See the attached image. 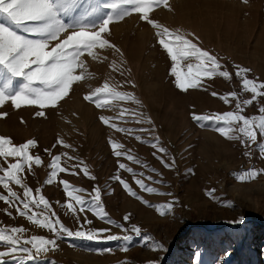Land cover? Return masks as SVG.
Here are the masks:
<instances>
[{
	"label": "rangeland",
	"instance_id": "374dc122",
	"mask_svg": "<svg viewBox=\"0 0 264 264\" xmlns=\"http://www.w3.org/2000/svg\"><path fill=\"white\" fill-rule=\"evenodd\" d=\"M100 2L77 0L64 19L72 20ZM166 5H154L150 19L185 34L216 56L221 70L226 67L232 74L231 79L202 77V87L179 89L170 73L174 63L158 43L159 30L143 21L140 13L131 12L110 22L109 32L103 34L114 48L96 49L97 58L87 52L81 55L87 74L73 83L56 106L41 109L22 102L16 108L11 100L0 105V113H6L0 115V136L10 137L14 145L37 142L29 151L33 156L39 154L42 163L33 164L31 170L26 167L22 177L34 197L43 194L50 202L55 213L52 219L58 217L73 231L108 229L91 241L65 235L37 264H147L151 260L158 264H264V172L259 171L264 170V154L257 146L264 138L258 133L256 144H246L225 137L211 122L193 119L194 114L214 116L235 111L237 99L229 97L231 103H226V93L236 91L241 101L251 99L252 93L243 91L234 66L249 68V79L264 82V0H166ZM56 42H51L49 50ZM189 62L197 63L180 62L186 79L198 71L187 69ZM9 75L0 66V86ZM105 82L135 99L112 100L115 106L110 108H98L85 99ZM21 83L22 78L14 79L12 88L18 89ZM257 100L242 105V114L260 115L264 96ZM39 111L45 115L38 116ZM102 116L110 118L108 124ZM125 128L131 131L120 130ZM114 142L123 145L125 155H114ZM160 147L168 152H160ZM45 149H50L51 155ZM65 153L60 163L68 171L58 173L49 185L52 157ZM173 158L174 165L166 167L165 163L173 164ZM14 162V157L7 161L0 158L4 167ZM120 164L126 168H119ZM85 167L95 179L85 175ZM252 168L258 171L254 178L238 179L240 173ZM117 174L137 196L114 179ZM138 179L159 192L143 190L136 183ZM65 180L72 186L69 191L73 197L79 195L88 201L98 186L103 212L97 215L100 209L93 210L91 203L80 211L81 206L66 195ZM10 187L23 199L20 185L11 182ZM0 193L8 195L3 185ZM69 200L76 208L75 215L66 206ZM169 203L173 204L171 210L161 207ZM43 211L42 206L32 207L29 215L36 213L34 219H42L39 213ZM104 213L111 222L101 218ZM241 217L243 221L238 222ZM133 225L140 228L141 235L135 234ZM0 227H22L26 229L23 238H56L3 200ZM109 235L131 239L108 240ZM3 250L5 246L0 245ZM6 260L7 264H19V260Z\"/></svg>",
	"mask_w": 264,
	"mask_h": 264
},
{
	"label": "snow or ice",
	"instance_id": "6c2138e0",
	"mask_svg": "<svg viewBox=\"0 0 264 264\" xmlns=\"http://www.w3.org/2000/svg\"><path fill=\"white\" fill-rule=\"evenodd\" d=\"M76 2L77 0H0V66H3L10 74L4 85L0 86V105L11 100L16 108L21 107L22 102L27 105L39 106L41 109L47 106H56L69 93L73 83L84 79L87 74L81 55L87 52L93 58H97L96 49L114 48L115 46L110 44L103 34L109 32L110 22L114 19H123L131 12L140 13L143 21L159 30L157 32L158 43L166 50L174 63L170 73L175 77V84L179 89L202 87V77L232 78V74L226 67L221 70L223 66L216 56L193 43V40L188 39L185 34L171 31L158 21L150 19L149 13L153 6L161 3L166 5V0H108V2L102 0L91 10L66 21L64 16L74 8ZM106 8L110 11L105 12ZM92 16H98L99 19L90 20L89 17ZM52 41L57 42L49 50ZM182 60L197 61L195 65L191 62L186 64L187 69L191 70L195 67L198 70L193 78L186 79L185 73L181 71L180 62ZM234 67L237 69L235 75L242 81L243 91L252 93L251 99L241 101L236 91L226 93L223 96L226 103H231L229 97L237 99L235 111L218 113L214 116L194 114L193 119L198 123L211 122V124L217 125L216 130L229 139H241L246 144L248 142L256 144L258 133L261 138H264V106L259 108L260 115L245 116L242 114V105H251L253 101L259 102L257 98L264 96V91H261L264 89V82L258 83L256 80L249 79L247 76L251 71L249 68L239 65ZM78 69L80 70L79 74H77ZM16 78H22V83L18 89H13V80ZM212 95L215 96L217 93L213 92ZM85 99L95 103L98 108H110L115 106L112 104V100L135 99V97L129 93L117 91L105 82L102 87H97L86 95ZM137 103L139 102L137 101ZM0 115H6V113H0ZM37 115L43 116L45 113L39 111ZM100 119L108 124L110 118L102 116ZM112 126L115 127V125ZM120 130L131 131L126 128ZM36 143L35 140H28L23 144L14 145L10 137L0 136V158H3L4 161H7L9 157L15 158V162L8 164L7 167L0 164V172L3 173L0 175V185H3V188L8 191V195L0 193V200L16 207L21 216H27L35 224L48 229L55 234L56 238L49 239L39 235L23 238L22 233L26 229L22 227H0V245H4L6 248V250L0 251V264H7L6 258L19 260V264H28V262L37 264L45 257L50 248L57 246V239L65 235L91 241L98 238L99 232L108 231V229L87 232L79 229L73 231L61 223L58 217L55 220L52 219L55 213L52 212L51 204L43 194L39 195L38 199L33 196V189L23 182L22 173L26 167L31 170L33 164L40 165L42 163L39 154L33 156L29 151L36 147ZM59 143L63 144L64 141L60 140ZM156 143H159L158 138ZM257 146L264 154V139ZM113 148L114 155L117 157L126 154L121 150L123 145L119 143L114 142ZM45 151L51 155L50 149H45ZM159 151L168 152L164 147H160ZM248 154L250 153H246V155ZM61 155H66V153L53 156L48 166L50 175L47 183L49 185L54 183L58 173L68 171L67 168L61 166ZM128 158L132 159L133 157L129 156ZM173 165L174 158L173 164L165 163L166 167ZM119 168L124 169L126 165L120 164ZM127 171L132 172V169L127 168ZM153 171L157 170L153 169ZM259 171L264 172V170ZM84 173L89 175V178L95 179L94 176H90L87 167L84 168ZM257 174L256 169H247L240 173L238 179L241 181L252 179ZM114 179L120 180L133 196H137V193L127 182L121 180L119 174ZM11 182L24 189L23 199L10 187ZM136 183L149 193L159 192V189L145 184L143 180L138 179ZM62 184L66 195L81 206L80 211H83L91 203L93 210L100 209L97 215L103 212L100 203L101 190L98 186L95 188L91 201H88L79 195L73 197V191H69L72 186L68 181H62ZM75 190L83 191L82 189ZM37 191L40 190L37 189ZM144 202L148 203V201ZM20 205H22V209L19 207ZM41 206L44 209L39 213L43 217L42 219H34L36 213L29 215L32 207L40 208ZM66 206L75 215L76 208L71 200L67 202ZM172 206V203L161 205L168 210H171ZM50 212L51 215L48 214ZM8 214L11 215V213ZM101 218H108L107 214L104 213ZM128 218L127 215L124 217L125 220ZM108 219L110 221V218ZM242 221L243 217L238 222ZM89 223L91 222L89 221ZM132 230L136 235H141L139 227L133 225ZM106 239L129 241L131 237L109 235ZM162 248L163 245L158 243V249ZM147 264H158V261L151 260Z\"/></svg>",
	"mask_w": 264,
	"mask_h": 264
},
{
	"label": "crops",
	"instance_id": "0c3cea01",
	"mask_svg": "<svg viewBox=\"0 0 264 264\" xmlns=\"http://www.w3.org/2000/svg\"><path fill=\"white\" fill-rule=\"evenodd\" d=\"M13 27H15V26L13 25Z\"/></svg>",
	"mask_w": 264,
	"mask_h": 264
},
{
	"label": "bare ground",
	"instance_id": "6f19581e",
	"mask_svg": "<svg viewBox=\"0 0 264 264\" xmlns=\"http://www.w3.org/2000/svg\"><path fill=\"white\" fill-rule=\"evenodd\" d=\"M263 185H264V183H263Z\"/></svg>",
	"mask_w": 264,
	"mask_h": 264
}]
</instances>
